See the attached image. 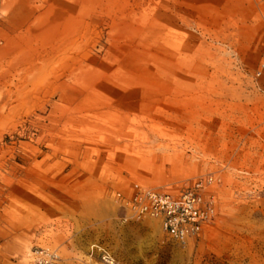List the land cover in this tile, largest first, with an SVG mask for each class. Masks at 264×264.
Returning a JSON list of instances; mask_svg holds the SVG:
<instances>
[{
	"label": "rangeland",
	"instance_id": "obj_1",
	"mask_svg": "<svg viewBox=\"0 0 264 264\" xmlns=\"http://www.w3.org/2000/svg\"><path fill=\"white\" fill-rule=\"evenodd\" d=\"M263 60L264 0H0V264H264ZM210 176L187 242L117 197Z\"/></svg>",
	"mask_w": 264,
	"mask_h": 264
},
{
	"label": "built area",
	"instance_id": "obj_2",
	"mask_svg": "<svg viewBox=\"0 0 264 264\" xmlns=\"http://www.w3.org/2000/svg\"><path fill=\"white\" fill-rule=\"evenodd\" d=\"M260 64L263 68L264 60ZM219 182V178L210 176L176 193L133 184L128 195L119 193L117 197L131 217L154 218L168 237L178 242H187L196 238L215 217L213 196L207 189ZM100 256L104 263H113L106 252L102 251ZM60 263V255L49 248L35 250L30 260V264Z\"/></svg>",
	"mask_w": 264,
	"mask_h": 264
}]
</instances>
